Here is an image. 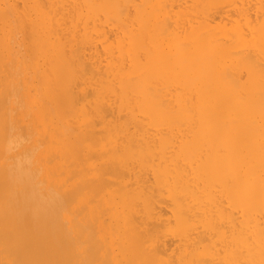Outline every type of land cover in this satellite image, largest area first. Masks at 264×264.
Wrapping results in <instances>:
<instances>
[{
  "label": "bare ground",
  "instance_id": "6f19581e",
  "mask_svg": "<svg viewBox=\"0 0 264 264\" xmlns=\"http://www.w3.org/2000/svg\"><path fill=\"white\" fill-rule=\"evenodd\" d=\"M0 264H264V0H0Z\"/></svg>",
  "mask_w": 264,
  "mask_h": 264
}]
</instances>
